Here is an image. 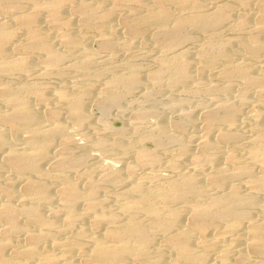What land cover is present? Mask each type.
Here are the masks:
<instances>
[{
  "label": "rangeland",
  "instance_id": "obj_1",
  "mask_svg": "<svg viewBox=\"0 0 264 264\" xmlns=\"http://www.w3.org/2000/svg\"><path fill=\"white\" fill-rule=\"evenodd\" d=\"M48 1L49 0H39V3H42H38L40 7L35 9L31 6L29 0H0V4L5 6V8H3V5H0L3 9H0V23L2 21L4 25L6 24L5 29L11 33L10 39L5 44L6 59L16 61V63L20 64L22 62V65L26 62V64L23 65V67L21 66L22 68L20 69L15 65L16 67L11 66L10 68L4 70V72L0 74V79L3 81H0L2 83L6 82L5 84L9 88L17 91V93L19 92L17 94L18 98H21L22 96L21 99H24L28 107L31 109L36 121L38 120V127L41 125L39 130L36 131L39 135L37 137L39 140H41V137L44 134H42V132L50 128L54 121L56 124L64 128L63 134L65 135L60 133L63 129L61 127L59 129L60 134L58 133V130L56 131L57 134L55 131L53 132V135L49 140L50 147L47 149L46 156L39 161L40 163H38V166H40L42 171H45V173L47 172L45 177L41 176L37 179H39L43 186L45 185L44 187L46 188V192L48 193L47 195L50 198V203H37V201L23 193V179L25 177L30 179L35 178L29 172L26 174L24 173V175L16 177L15 179L13 176L9 177L12 175V172L4 166L2 168L3 170L0 171V184L4 185L8 178L14 179L13 187L10 188L12 195L15 196V199L13 198L14 200H10L12 205L19 207L26 206V204L33 205L34 203L37 205V208L39 207L38 210L41 212L42 216L44 215V218L47 217L52 219L56 225L58 223L59 226H56V229L52 232V239H56V241H58L57 244L62 243L57 245L56 241L53 240L55 241V247L52 246V248L50 246V252L55 253L56 251L58 254L55 253V255L59 257L60 255H63L64 251H66L67 257H74V259L77 260V264H81L77 251L75 250L76 248L72 245V249H70L71 240L73 239L74 234L73 230L81 228L87 232L97 231L96 233H100L107 226L103 220L99 225L97 224L96 227H90L88 223L90 222V214L92 211L85 210L84 202H77L73 204L72 214H74V216L71 218L72 220L70 222V226L68 229L64 228L63 230V215L60 210H57L59 204V195L57 194L59 193V188L62 185L60 182L62 179H67L73 182L74 186L81 191L87 190L88 187L92 188L95 186L94 197L99 201V210L107 215L113 216L114 213V218L116 217L117 221H120V219L123 220L124 216H127L126 214L124 215V213L126 212L129 214L131 211L127 208H123L125 202L123 201L124 198L118 194L122 193L134 184L133 180L136 181L140 179V181H136L140 183L141 178L143 182H141V185L138 184V186H140L139 188L141 190H145V187L148 186H160V184L164 185L167 178L177 175L176 172L178 174L182 172L192 173L196 179L198 178L197 180L200 182L199 184L202 185L201 187L205 190L202 192L203 194L201 193V195H199V197L198 195L188 196L189 199H192V201L194 200L193 202L190 201L191 204H194V202L195 204H207V201L210 202V199H212V195L218 196L223 192L227 193L229 189L228 187L231 184L238 190V192L241 191L240 193H245L249 190V188L245 187L247 179L242 176L240 179V176L230 177L232 180L229 179V177L225 178V180H223L224 183L222 182V185L220 186L221 188L211 187L207 185L204 180L210 172L216 174L219 168H225L226 173L231 170L230 168L232 166L228 167L229 164L226 162V165L225 163V158L230 154V152L231 154L233 152L235 153L233 155L236 157V165H246L248 168H251L253 172H258V169L251 165L247 158H244L247 157L248 150L252 145L249 144L253 141V139L255 141L254 136L259 133L258 129L255 130L254 127H256L260 122L259 126H262L261 128L264 127V92H258L254 87L247 88L241 84L242 82L236 74L234 75L232 72L233 69H229L230 67L232 68V64H238L240 62L239 64L243 65L244 68L247 67L245 70L248 69L247 71L251 75L254 74V76L264 77V32L257 31V29H255V21L260 17V13L264 9V0L263 2L262 0H199V2L201 1L200 3L204 6L203 9L206 11L205 12L203 10V12L213 15L215 14L216 16L211 15L214 19H217V16H220L221 14H225L228 18L225 17V21H216L215 23L217 25L213 23L211 25L212 27L210 26V28L206 30H201L197 27L195 28L193 25V27L191 25H186V27L181 28L182 34L179 33V30V32L176 31L179 41L181 42L182 40V42H178L176 44L177 46L174 45L176 46L175 48L173 47L174 49L171 48L170 50H165V52H163V45L166 43V39H169L170 37L167 38L168 35L162 31L159 32L160 29H157L158 24L156 22L150 23L143 21L142 19V15H144L143 5L145 6L147 4L148 8L158 9V3L156 0H58L57 2L60 3H57L56 6L57 9H59V11L56 10L58 13H55V10L44 5V3ZM223 2L226 5H224ZM161 3V6L163 7L165 5L164 8L168 10L169 13V16L162 22L164 23V26H167L166 29L169 28L168 31H170V27L174 29L173 32L175 31L174 24L177 16L186 17L187 15L188 17L190 14L192 15L193 9H191L190 0H161ZM259 9L261 11L258 14ZM85 10L86 12L83 14V11ZM130 10H134L135 14ZM29 13L35 17V24L39 27V29H42L44 32L42 30L41 31L46 34L47 40L51 45L50 47L52 49L54 48V51L56 50L58 52H56V54L59 58L61 56V60L56 62L57 64L53 67L45 65L44 52L42 49L36 47L33 48L28 45L30 42L28 32L30 31V27H27V25L25 26L22 19L25 16L30 15ZM125 18L127 20H125ZM128 20L131 22L135 21V24L137 23L136 25L139 27V30L136 33L137 35L134 34V36H132V34L130 35L125 33V24ZM243 20V24L245 26L241 24ZM68 31H70L69 35L72 36V43L74 45L72 43V45L70 43H63V37L69 36ZM250 35L263 47L260 54L255 57L248 56L240 45L237 42L235 43L237 39L240 42H246ZM164 37L166 39H164ZM103 38L106 41H104ZM106 38H108L109 41ZM217 48L224 50L227 54L229 53V56L232 58L231 65H226L223 60L216 57V53L219 50H217ZM85 49L88 53L85 52ZM165 54L168 56L167 58L164 56ZM163 58L167 60V65L165 63L163 65ZM87 59L89 60L88 63L85 62L88 61ZM81 60L86 63L84 68L85 70L77 67V64H79ZM179 61H183L187 66L186 78L181 76L178 77V74L175 71ZM205 61L209 64L208 67L206 66ZM87 68H89L88 71L86 70ZM159 68L163 70L162 74H160L161 70ZM224 69H228V71L231 72V75H229V77L227 76V78L222 74ZM157 70L160 72L156 79L152 76V72L154 74V71L156 72ZM113 76L120 78L121 82L118 83V85H114L115 83L112 84L109 82L111 77L112 80L114 79ZM130 77H134V83L129 86L126 82ZM152 78L155 79L154 82ZM182 78L184 80H182ZM224 87L226 91H223ZM36 89L39 90L36 91ZM59 89L66 91L68 96L66 95V97L61 100L57 99L55 96ZM241 90H243V93H241L243 100L242 102L238 100L240 103H237L236 100L241 95L239 94ZM38 92L41 96H43L44 100L38 97ZM112 93H119L118 95L115 94L117 98L115 99L114 97L113 101L109 100V96H113ZM69 94L76 97L78 96L79 99L82 98L80 101L84 112V119H80L79 121V119H76L77 117L75 115L69 112V97H71ZM221 102L235 108L232 112V114L234 113L232 115L234 120L233 125L230 126L224 124L223 122L215 121L214 124L210 126L211 128L208 134H205V112H214L219 110L216 113L218 115H221V113L223 114L224 108L221 107ZM5 103H2V105L5 104L3 105L4 107L0 104V111L1 108L5 110L3 111L2 109L1 113L3 114H7L10 108V103ZM220 107L222 111L221 113ZM51 109L55 112L54 119H49L48 117L47 112ZM138 110L142 111V113L140 112L141 118L139 113L136 114V111L138 112ZM144 112L147 113L144 114ZM256 121L260 122L257 124ZM253 130L254 132H252ZM0 132L3 137L15 134V131L9 128V125L6 123H0ZM117 132H119V134ZM218 132H224L230 134V136L232 134L233 136L231 139L233 138V140L228 139V142L220 141L217 138ZM28 133L29 131L26 132L25 130H19V133L17 134L18 139L10 141L8 145L10 147H15L19 151H24L25 146L23 145L27 142L24 140L28 138ZM203 133L207 135V137H204L205 135H202ZM172 135H174L175 138ZM234 135L235 137L237 136L236 139L234 138ZM100 137L103 138V140L105 139V143L101 142L102 148H100L101 146L99 147L97 142H95L96 139L97 141H103ZM172 137L174 139H172ZM202 138L204 140L206 139L208 142L212 140L210 143L216 146L214 148L205 149V147L201 146L203 145L200 141L203 140ZM65 140L68 142V148L66 150L68 152H66L65 155L70 156L67 158H71L73 155L72 158L81 157L82 160L84 159L81 164L75 166L74 169L63 168V170H61L57 168L58 165L56 166L55 164V162L58 163V160H60L59 150L62 145V141ZM111 140L113 142L115 140L116 143L111 142ZM94 143H96V145ZM124 144H126V146ZM183 145L186 146V151L184 150V153L182 152L183 148L180 147ZM124 147H126V150H124ZM202 148L204 150H202ZM138 149L146 151L151 156V159H148V161L144 160L146 163L143 161V163L141 161L139 163L137 161L135 162V152L136 150L138 151ZM79 154H81V156ZM199 154L201 156H206L208 154L206 157L214 156V160L212 161H215L216 163L212 162V164L210 162V164L209 162L204 161L205 156L200 157ZM57 157H59L58 160ZM194 158H199V162L196 161V159L194 160ZM201 158L203 162L201 161ZM150 160L154 161L151 162ZM127 166L128 168L130 167V169H128ZM225 166L228 168L226 169ZM114 170H116V172ZM84 172L88 173L85 174ZM108 173L112 176H115V173L116 176L121 178L122 183H115L113 181L114 177L108 175ZM60 178L62 179L60 180ZM85 178L88 179V181ZM226 179L230 181H227ZM88 182L89 184H87ZM149 182L152 185H149ZM90 183H93L94 186ZM116 195L119 199H117ZM5 198L6 197L0 193L1 203L4 202ZM156 198H154V202L156 201V206L159 207L160 205V212L161 214H164L165 204L163 200L158 197ZM257 199L260 200L259 198ZM183 201L186 203L189 202L188 200H182L181 202L179 201V203L176 202V205L174 203L168 205L169 207L173 206L172 209H178V216H180L178 219L181 222H178V226L176 224L174 227L175 229L177 227H188V222L187 224L185 222L187 218L190 219V211L188 210L190 202L187 203L189 204L187 206L185 202L184 204L182 203ZM19 203L20 205H18ZM185 205L188 208L184 207ZM248 207H241L240 210L246 209L245 212L248 210V214L252 219H254V221H260V218L263 217L262 214L257 213L255 207ZM161 209L164 212H162ZM20 215H22V217H17L19 225H22V227L25 226L24 228L29 230L35 229V226L31 223L27 215ZM26 217L27 219L25 220ZM143 221L146 224L148 223V220L145 218ZM184 223L187 227L184 226ZM213 223L214 224H212V226L211 224L208 226V228L211 227L209 230L207 228V231L209 232L207 234L209 235L207 238H210L211 241L210 244H208L209 247L207 245L205 246L206 248L202 245H194V251L206 254L205 264H215L214 260L228 248L226 250L228 254V264H243L244 261L240 262L239 259H236V255H234L236 254V250L238 251L243 249L245 246L244 243H237L235 241L236 238L233 234L238 236L240 235V231L233 232L230 236L229 234H219L223 227V221H215ZM219 227H221V229H219ZM211 230L213 231L212 233H210ZM70 231H72V235L70 234ZM157 232L154 230L152 233L149 232V236L156 243H154L155 245L153 247H157V249H159L158 255L160 257L167 259L171 252L168 248H164L162 245V233L160 235V232ZM13 239L14 237H12V240ZM241 239H245L244 236H241ZM63 244L64 246H62ZM83 244H87V242L84 241ZM241 244L243 247L240 246ZM160 247L162 249H160ZM247 253L250 254L248 251ZM248 254L246 255L247 259L245 258V264H255L256 262L254 263V261L258 260L259 263L263 260V257L261 258L260 254ZM127 258L126 256L123 257L122 261H126L125 264H129L130 262V264H145L144 261L141 262L142 259L136 261L131 260L128 256ZM247 260L250 263H247ZM180 264L192 263L190 261H181Z\"/></svg>",
  "mask_w": 264,
  "mask_h": 264
},
{
  "label": "bare ground",
  "instance_id": "obj_2",
  "mask_svg": "<svg viewBox=\"0 0 264 264\" xmlns=\"http://www.w3.org/2000/svg\"><path fill=\"white\" fill-rule=\"evenodd\" d=\"M57 1L58 0H49L48 2L44 3V5H46L48 8H51V9L55 10V13H58V12H56V10L59 11V9H57V7H56L57 3H59ZM29 2L31 4V6H33L35 9L40 7L38 5L39 0H38V2H37V0H29ZM156 2L158 3V6H157L158 9L148 8L147 4L145 6L143 5L144 15H142V19H143V21L150 22V23L151 22H153V23L156 22L158 24L157 29L158 28L160 29L159 32L162 31L166 35H168L167 38L170 37L169 39H166L164 37V39H166V41H165L166 43H164V45H163L164 46V48H163L164 51L163 52H165V50L167 51L168 49L170 50L173 47L175 48L177 46L176 44L178 42L179 43L182 42V40H181V42L179 41V39H178V37L176 35L177 34L176 31L177 32L180 31L179 33H181V28L186 27V25L187 26L188 25L189 26L193 25L195 28L197 27L198 29L206 30V29L210 28V26L213 23H215L216 21H219V20L225 21L226 20L225 17H227V16H225V14H221L220 16H217L218 17L217 19H214L213 17H211V15H213V14L205 13L206 11L203 9L204 6L200 3L201 1L199 2V0H190L191 9H193L192 15L190 14V16H188V17H187V15H186V17L185 16L184 17H178L177 16V19H176L175 24H174L175 25L174 26V28H175L174 32L175 33H174L173 32L174 29L172 27H170L172 29V32H171V29H170V31H168L169 28L166 29L167 26H164V23H162L163 20L165 21V18H167L169 16L168 10H166L164 8V6H165L164 4H163L164 5L163 7L161 6V4H162L161 0H156ZM262 2H263V0H262ZM41 3H39V4H41ZM179 3H180V1H179ZM0 5H3V4H0ZM224 5H226V4L224 3ZM58 6H60V5H58ZM3 8H5L4 5H3ZM79 8H80V6H79ZM0 9L3 10L1 8V6H0ZM74 10H76V9H74ZM203 10L205 12H203ZM37 11H38V9H37ZM260 11L261 10L259 9L258 14L260 13ZM83 12H84L83 14H85L86 10L83 11ZM131 12L133 13L134 10L131 11ZM35 13H36V11H35ZM224 13H226V12H224ZM134 14H135V12H134ZM129 16H131V15H129ZM257 19H256L257 22L255 21L256 25L254 24L255 25V29H257V31L264 32V9L261 11L260 17L257 18ZM22 20L25 23V26L27 25V27H30V31H28L29 32L30 42L28 43V45L30 47L32 46L33 48L36 47V48L42 49L43 52H44V63H45V65L50 66V67L51 66L52 67L55 66V64H57L56 62H59V60H61L60 59L61 56L59 58V56L56 54L57 51L56 50L54 51V48L52 49L50 47L51 45H50V43L47 40L46 34H44L43 33L44 31L41 29L43 31L42 32L39 29V27L35 24V21H36L35 17L32 14H30V15L25 16ZM125 20H127V19L125 18ZM243 22H244V20L242 21V23L240 21V23L242 25H244ZM245 22H246V20H245ZM136 24H135V21L131 22V21L128 20V22L125 24L126 27L124 26L126 28V32L125 33L130 34V35L132 34V36H134V34H136L137 31L139 30V27H137ZM5 25L1 21V23H0V57H1V60H0V74L2 72H4V70L10 68L11 66L12 67H16L17 66L20 69V68L23 67V65L26 64V62H25V64L22 65V62L20 64V63H16V61H13V60L10 61V60L6 59L5 44L10 39L11 33H10V31H7V29H5V27H6ZM69 33H70V31H68V35H69ZM66 35H67V32H66ZM161 35H163V34H161ZM251 35L246 40V42H240L237 39L235 41V43L237 42L248 56L255 57L256 55L260 54V52L263 50V47L261 46V44L256 42L252 38ZM71 37H72L71 35L64 36L63 37V43L65 42V43H70L71 44L73 42V39ZM106 39H108V38H106ZM104 41H106V40L104 39ZM108 41H109V39H108ZM108 43H110V42H108ZM66 45H68V44H66ZM112 45H113V43H112ZM174 45H176V46H174ZM218 49L219 48H217V50ZM85 52L88 53L86 51V49H85ZM164 56H166V54ZM167 57L168 56H166V58ZM216 57H218L221 60H223L226 63V65H228V64L231 65L232 58L229 56V53L227 54L224 50L219 49L217 51V53H216ZM218 58H216V59H218ZM85 62L88 63L89 60L85 61ZM85 62L81 60V62H79V64L76 63L77 67L81 68L82 70H85L84 69L85 68V64H86ZM166 62H167V60L164 59L163 65H164V63L167 65ZM211 62H213V61H211ZM239 63L238 64H236V63L232 64V68L230 67L229 70L233 69L232 72L234 73V75L236 74V76L242 82L241 84H243L247 88L248 87H254L255 90H257L258 92H262V91L264 92V77L254 76L253 73H252L253 75H251L247 71L248 69L245 70V68H247V67L244 68V66L240 65ZM206 66L207 67L209 66V64H207V62H206ZM166 67H168V66H166ZM186 67L187 66L185 65V63L183 61H179L178 62L177 69L175 70L176 73L178 74V77L181 76L183 78H186V73H187V68ZM225 68H226V66H225ZM88 69L89 68H87L86 70L88 71ZM224 70L222 71L223 76H225L226 78H227V76L229 77V75H231L230 74L231 72L228 71V69H226L225 71ZM162 71L163 70H161V72L159 70H157L156 72L154 71V74L152 72V76L157 79V75H159V72H160V74H162ZM41 74H42V72H41ZM160 76H162V75H160ZM126 78H127V76H126ZM183 78H182V80H184ZM232 79H234V78H232ZM0 80H2V79H0ZM152 80L154 82L155 79L152 78ZM158 80H160V79H158ZM109 82L112 83V84L115 83L114 85H116V84L118 85V83H120L121 81H120L119 77L115 76L113 80H112V77H111V80ZM5 83L6 82L2 83L0 81V104L2 105V103L8 102V104L10 103V105H9L10 108H9V112L7 114L1 113V111L3 109V108H1V111H0V123L1 124H5L6 123L7 125H9V128H11L13 131H15V134L10 135L8 137H3L1 132H0V154L2 156V157L0 156L1 157V159H0V171L3 170L2 168L5 166L6 168H8L12 172V173L10 172L12 175L9 174L10 175L9 177L13 176V177H15V179H16V177H19V176L21 177L22 175H24V173L25 174L28 173V172L31 173V175H33L35 178L30 179L28 177H25L23 179V185H22L23 193L28 195V196H30L33 200L37 201V203L39 202L41 204H44V203L45 204L46 203L49 204L50 203V198L47 195L48 193L46 192V188L44 187L45 185L43 186L40 183L39 179H37L38 177H41V176L45 177V174L47 175V172L45 173V171H42L40 166H38L39 165L38 163H40L39 161L42 160L43 158H45V156H46L47 149L50 147L49 146V140L51 139V137L53 135V132L55 131V133L57 134L56 131L58 130V133H59V129H60L61 126L56 124V122L54 121V123L52 124V126L50 128H48V129L44 130V132H42V134L43 133L44 134L41 137V140H39L37 138L39 135H38V133L36 131L39 130V127H41V125L38 127V125H39L37 123L38 120L36 121V118L34 117V114L32 113L31 109L28 107V105L26 104L25 100L21 99L22 96H21V98H18L17 94L19 92L17 93V91L13 90L12 88H9ZM126 83L129 86L131 84H133L134 83V77L128 78V81ZM33 86H35V85H33ZM108 86H110V85H108ZM244 86H243V88H244ZM108 89H110V88H108ZM38 90L36 89V91H38ZM223 91H226L225 87L223 88ZM241 91H240L239 94L243 93V90H241ZM110 93H111V91H110ZM37 94L39 95L38 96L39 98L44 100L43 96H41L39 92ZM112 94H113V96H109V95L108 96L110 97L109 100L113 101L114 97L116 99L117 98L116 95H118L119 93L118 94L117 93H112ZM66 95H67L66 91H64L62 89H59L56 92V96L55 97L57 99L61 100L62 98H65ZM70 96H71V97H69L70 98V101H69L70 105L68 104L69 105V107H68L69 108V112H71V114L75 115L77 117V118L76 117L75 118L79 119V121H80V119L81 120L84 119V112H83L82 104H81V101H80L82 98L79 99L78 96L77 97L76 96H72V95H70ZM108 96H107V98H108ZM238 100L242 102V100H243L242 94L236 100L237 103L239 102ZM5 104H7V103H5ZM5 104H3V105H5ZM172 105H174V104H172ZM220 105H221V107L224 108V112L222 114L221 113L222 112L221 111V107H220L221 115H218L216 113L219 110L218 111H214V112L213 111L212 112H210V111L209 112L208 111L205 112L206 113L205 117H204V121H205L204 131H205V134H208V132H209V130L211 128L210 126L212 124H214L215 121H218V122L220 121V122H223L224 124H227V125H230V126L233 125L234 120H233V116L232 115L234 113L232 114V112L234 111L235 108H233V106L231 107V105L229 106L226 103H222ZM3 111H5V110L3 109ZM140 112L142 113V111L138 110V112L136 111V114L139 113V115H140ZM47 113H48L49 119H54L55 112H54L53 109L49 110V112H47ZM145 113H147V112H144V114ZM139 115H137V116H139ZM203 115H204V113H203ZM140 118H141V115H140ZM256 118H257V116H256ZM50 122H51V120H50ZM256 122L258 124L260 121L259 122L256 121ZM256 122H255V124H256ZM259 124L256 127H254L255 130L258 129L259 133H258V135L254 136L255 137V141L253 139V141L249 144V145H251V144L252 145L250 146V148L248 150L247 157L244 158V159L247 158V160H249L250 164L258 169V172L257 173H255V171L253 172V170L251 168H248V166H246V165H242V164L241 165H236V157L233 155L235 153L233 152L231 154V152H230V154L227 155L226 158H225V163L227 162L229 164L228 167L232 166L230 168L231 170L226 173L225 172L226 171L225 168H223L224 170L220 169V168L219 169L215 168V169H218V170H217L216 174H213L212 172H210L211 171V169H210V171H209L210 174H208L207 177L204 180V181H206L205 183H207V185H209L211 187H217V188L219 187V188H221L220 186L222 185V182L224 183L223 180H225V178L229 177V179H231L230 177H239L240 176L239 177V179H240L241 176H242V177H245L247 179V182H246L247 186L245 185V187L249 188V190L247 192H245V193H240L241 191L238 192V190L234 186H232V184H231L230 186L228 185L229 187L226 186V187L229 188L227 193L223 192L222 194H220L218 196H213L212 195V199H210V202L207 201V204L206 203L205 204H199L197 201L196 202L198 204H195V202H194V204H191L190 201H192V199L188 198V196H191V195H193V196L194 195H198V197H199V195H201V193L205 190V189L203 190V188L201 187L202 185L199 184L200 182L197 180L198 178L196 179L195 176L192 175V173L190 174V173H186V172L183 173L182 172V173L178 174L176 172V174H177L176 176H170V178H167V181L165 179V181H166L165 184L162 182L164 185L160 184V186L159 185L156 186L152 182L154 186L145 187L146 188L145 190H141L139 188L140 186H138V184L141 185L142 184L141 182H143V180L141 178V182L140 183L136 182L138 180L140 181V179H138L136 181L133 180L134 184H132L130 186L131 188L129 187L126 190L124 189L125 191H123V192L121 191L122 193H120V194L117 193L119 196H122L124 198L123 201H125V202H124L123 208H127V209L131 210L129 212V214H127L126 212L124 213V215L126 214L127 216L122 215V216H124V219L123 220L120 219V221H121L120 222V221L116 220L117 219L116 217L114 218V215H115L114 213H113V216H112V215H107L104 212H103L104 213L103 214L101 212V210H99V207H100L99 206V201L97 200V198L94 197V187L95 186L93 185V183L92 184L90 183V184L93 185L94 187H92V188L88 187L87 190L84 189L85 191H81L77 187L74 186L73 182H71V181H69L67 179L60 178V180L62 179V181H60L62 185L59 184V185H61V187L59 188V193L57 194V195H59L58 196V200H59L58 203L59 204H58L57 210H60L61 214L63 215V225H62L63 226V230H64V228L65 229L69 228L70 222L72 220L71 218L74 216V214H72V212H73L72 211L73 204L77 203V202H84L85 210L92 211V213L90 214V222L88 223L90 227H96V225L97 224L99 225L100 222H102L103 220L107 224V226L100 233H96L97 231L96 232H93V231L87 232V231H85V230H83L81 228H78L76 230L74 229L75 231L73 230L74 234H73V239L71 240V248L70 249H72V245L74 246V248H76L75 250L77 251V255L79 256V260H80L81 264H125L126 261L125 262L122 261L124 256H126V258L128 256V257L131 258V260H136V261L142 259L141 262L144 261L145 264H180L181 261H190L192 264H205V262H206V254H201L198 251H197L198 252L197 253L196 251H194L193 247H194V245H202L204 247L206 245L208 246V244H210V242H211L210 238L209 239L207 238V236H209V235H207L209 233L207 231L208 226H210V224L212 226V224H214L213 222H215V221H223V227L221 226L222 229H221V227H219V229H221L219 234H222V233L223 234H229V236H230V234H233V232L240 231V235H238V236L233 234L235 236V238H236L235 241L237 243H244L245 244L243 249H240L238 251L236 250V254H234V252H233V254L236 255V259H239L240 262L244 261V263L243 262L242 263L245 264L246 263L245 260L247 259L246 255L248 254L247 253V251H248V252H250V254L251 253H253V254L257 253V255L258 254L261 255V258L263 257L262 262L258 263V260H257V261H254V263L256 262L257 264H264V131H263L264 127L261 128L262 126H259ZM61 128H63V127H61ZM19 130H25L26 132L29 131L28 138L26 137L27 139L24 140L25 142L26 141L27 142L24 145L22 144L23 146H25V150L24 151L23 150L19 151L15 147H10L8 145V143L10 141H14V140L18 139V135L17 134L19 133ZM17 131H18V133H17ZM63 131H64V128L62 129V132L60 131V133L63 134ZM152 131H154V130H152ZM252 132H254V130ZM117 133L119 134V132H117ZM145 134H146V132H145ZM205 134L203 133L202 135H205ZM63 135H65V134H63ZM149 135H150V132H149ZM172 136L175 138L174 135H172ZM232 136H233L232 134L230 136V134H227V133H224V132H220V133L218 132V134H217V138L220 141H222V142L223 141H227L228 139L233 140V138L231 139ZM173 137H172V139H174ZM204 137H207V135H205ZM234 138L236 139L237 136L235 137V135H234ZM101 139L103 140V138H101ZM104 140L103 141H101V140L97 141V139H96L95 142H97L99 147L101 146L100 148H102V145H101L102 143L101 142L105 143ZM115 140H114V142L111 140V142L116 143ZM67 141H68V139H67ZM67 141L66 140L62 141V143L60 141V143L62 144L61 147H60V150H59L60 158L57 157V160H58V158L60 160H58L59 161L58 163L55 162L56 166L58 165L57 168H59L61 170H63V168L64 169L65 168H73L74 169L75 166H78L84 160V159L82 160L81 157H73L72 158L73 155L71 156V158H67V157H70L68 154H67L68 156L65 155V153L68 152V151H66L67 148H68L67 147L68 146L67 145L68 144ZM200 141L204 145V146L203 145H201V146L205 147V149L214 148L216 146V145H213L212 143H210L212 140L210 142H208L206 139L205 140L203 139V140H200ZM94 144L96 145V143H94ZM103 145H105V144H103ZM112 145H115V144H112ZM124 145L126 146V144H124ZM110 147H111V145H110ZM180 147L183 148L182 152L184 153L186 151L185 150L186 146L183 145V146H180ZM125 148L126 147H124V150H126ZM141 150H139V149H138V151L136 150V152H135L136 153L135 162L137 161L139 163L140 161L144 162V160L148 161V159H151L150 158L151 156L146 151H143V150L141 151ZM202 150H204V149L202 148ZM122 151H123V145H122ZM79 155L81 156V154H79ZM199 156L203 157L205 155L201 156L199 154ZM206 156L204 157L205 158L204 161H207L209 163L210 162L211 163L215 162V161H212V160H214L213 159L214 156L213 157H211V156L206 157ZM195 159H196V161H198L199 158H194V160ZM152 161H154V160H152ZM201 161H202V158H201ZM237 162H239V161H237ZM144 163H146V162H144ZM227 163H226V165H227ZM244 163H246V162H244ZM132 166H134V165H132ZM228 167H226V169ZM127 168H128V166H127ZM128 169H130V167ZM114 171L116 172V170H114ZM86 173H88V172H86ZM109 173H108V175H110ZM114 175L115 176L110 175V176L114 177L113 181L115 183L118 182V184H121L122 183L121 178L116 176L115 173H114ZM157 178H158V176H157ZM86 180L88 181V179H86ZM110 180H112V179H110ZM226 180L230 181L228 179H226ZM13 181H14V179L8 178L4 185L0 184V193H2L6 197L4 202H2V203L0 202L1 203L0 204V264H77V260L74 259V257H67L66 256V251H64V250H62V251H64L63 255H60L59 257L55 255V253L58 254L56 251H55V253L50 252V246L51 247L52 246L55 247V245H54L55 243L54 242L56 241V239H52L53 238L52 237V232L56 229V226H59L58 223L56 225L52 221V219H49L47 217L44 218L43 217L44 215L42 216L41 212L38 210L39 207L37 208V205L34 204V203H33V205L26 204V206H19V207H16V206L12 205L10 200L13 199L15 196L12 195L10 188L13 187ZM87 184H89V182ZM150 184L151 183L149 182V185ZM204 187H205V185H204ZM246 188H245V190H246ZM241 190H243V189H241ZM217 194H219V193H217ZM156 197H158L161 200H163V202L165 204V206H164L165 207V213L164 214H161V212H160V209H159L160 205L158 207L155 204L156 201L154 202V198H156ZM257 198H259L260 200H258ZM115 199H116V197H115ZM117 199H119L118 196H117ZM120 199H122V198H120ZM26 200H27V198H26ZM182 200H188L190 202V205L187 204L189 202H187V203L185 201L182 202L183 204L185 202L187 204V206L189 205V208L186 205L184 207H187L188 210L190 211L189 212L190 213V219L187 218L188 221L186 220V222H185L186 224L188 222V227L184 223L185 224L184 226H186L187 228L177 227L175 229L174 227L176 226V224L178 226V222H181L178 219V217L180 218V216H178V211H177L178 209L177 210L176 209H172L173 206L169 207L168 205H170L172 203L175 204L176 202L179 203V201L181 202ZM21 201H22V199H21ZM15 204H16V202H15ZM41 204H40V206H41ZM18 205H20V203ZM244 206H247V207L248 206L249 207L252 206L251 208L255 207L256 208L255 210H257V213H260L263 216L262 218H260L261 220L256 222V221H254V219H252L250 217V215L248 214V210H247V212H245L246 209L245 210L244 209L240 210L241 207H244ZM168 208H170V209H168ZM123 210H125V209H123ZM162 212H164V211L162 210ZM121 213H123V212H121ZM20 214L27 215L29 220L31 221V223L35 226V229L29 230V229L24 228L25 226L22 227V225H19L18 222H17V217L18 216L22 217V215H20ZM257 215H259V214H257ZM253 217H254V215H253ZM144 218L148 220L147 224L144 223V221H143ZM26 219H27V217L25 218V220ZM210 220H211V223H210ZM255 220H258V219H255ZM180 226H181V224H180ZM31 227H32V225H31ZM209 228H211V227H209ZM209 228H208V230H209ZM151 230L152 231L154 230L155 232H157V231L160 232V235L162 233V235H163V237H162L163 238L162 245L164 246V248L165 247L168 248V250H170V252H171L167 259H163L162 257H160L158 255V250L159 249H157V247H153L156 243L149 236V234H150L149 232L152 233ZM212 232L213 231L211 230L210 233H212ZM70 234L72 235V231H70ZM241 236H244L245 239L242 240ZM12 237H14L13 240H12ZM210 237H211V235H210ZM214 238H215V236H214ZM219 238H221V237H219ZM50 240H52V241H50ZM53 240H55V241H53ZM84 241H86L88 245L87 244H83ZM57 242L58 241H56V244H57ZM61 243H58V244L60 245ZM64 244L62 246H64ZM85 245H87V246H85ZM163 246H162V248H163ZM227 246H229V245H227ZM240 246H242V244ZM67 247H65V248H67ZM162 248L160 247V249H162ZM227 249H225V251H223L218 257L216 256L217 260L216 259H215L216 261L214 260L215 264H228V262H227L228 254L226 252ZM202 253H203V251H202ZM250 254H248V255H250ZM75 256H76V254H75ZM127 259H129V258H127ZM230 259H233V258H230ZM233 261H235V260H233ZM247 263H250V262L248 261ZM250 264H252V263H250Z\"/></svg>",
  "mask_w": 264,
  "mask_h": 264
}]
</instances>
